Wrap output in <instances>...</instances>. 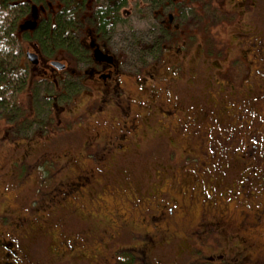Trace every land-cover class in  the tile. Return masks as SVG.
I'll list each match as a JSON object with an SVG mask.
<instances>
[{
	"label": "flooded vegetation",
	"instance_id": "1",
	"mask_svg": "<svg viewBox=\"0 0 264 264\" xmlns=\"http://www.w3.org/2000/svg\"><path fill=\"white\" fill-rule=\"evenodd\" d=\"M2 1L17 13L25 11L15 25L14 40L28 94L24 104L14 100L8 110L0 98V151L22 152L23 161L51 146V139L9 141L17 131H28L36 117L30 100L35 78L59 85V93L65 85L83 94L71 106L58 105L56 96H49L57 128L73 131L67 139L70 147L42 156L44 166L34 167L39 184L45 183L40 168L50 172L48 178L63 166L76 171L37 202L30 218L12 209L7 193H0V223H8L0 226V264H51L49 255L56 264H161V249L173 246L179 253L176 263L190 258L191 264H242L239 256L248 247L238 236L231 260L222 253L194 257L203 231L220 236L224 211H218L220 222L199 216L195 228H186L187 204L174 196L182 192L183 183L170 167L157 170L146 189L126 186L125 178L135 173L127 157L134 154L138 139L146 133L173 139L178 120L177 133L185 134L205 158H215L214 142L234 143L233 149L239 144L240 155L224 152L231 160L237 156L232 160L235 169H229L234 180L227 188L234 189L227 193L236 206L244 207L238 211L237 231L264 230V0H70L68 10L67 0ZM224 22L233 24L235 55L228 65L225 59L208 63L192 27L208 29ZM54 35L59 45L51 48ZM206 51L209 58L213 50ZM129 58L139 63L134 61L129 69ZM163 62L165 67L157 71ZM204 63L207 70L197 68ZM248 78L250 84L245 83ZM180 99L186 104L181 108L176 104ZM18 109L28 115L18 116ZM79 132L83 139L74 137ZM219 160L210 168L227 171ZM24 164L13 162L18 173ZM187 229L181 239L177 232ZM63 231L80 232L66 238ZM260 257L257 253L254 264H261Z\"/></svg>",
	"mask_w": 264,
	"mask_h": 264
},
{
	"label": "rangeland",
	"instance_id": "2",
	"mask_svg": "<svg viewBox=\"0 0 264 264\" xmlns=\"http://www.w3.org/2000/svg\"><path fill=\"white\" fill-rule=\"evenodd\" d=\"M232 26L233 24L230 25L229 23L224 22L221 26L208 27V29L192 27L194 34L199 36L197 42L199 45H202V54L204 55L203 57L205 61L209 63V61L218 62L225 59L224 65L229 64L233 55H235L233 47L236 46L232 43V41H230L232 39L231 34L234 33ZM211 43L221 45L219 47L222 48V51L219 54V51L213 50L210 55L208 54L210 57L207 58L206 50L210 48L208 44ZM224 45L227 46V49H224ZM134 61L135 60L129 58L126 67L130 69L133 68L135 62L137 64L139 63V60ZM164 64V62L159 64V66L155 69L157 71L163 69L165 67ZM153 66L154 65H151L150 68ZM143 67L144 65H137L136 69H141ZM201 67H203L204 70H207L205 63L203 66H197L199 69ZM37 78L38 79H34L33 87L30 89L31 106L34 112L33 117L36 116L33 119V124H30L28 131L24 133L17 131L15 134H12L9 141L13 143L14 140L29 139L32 137L33 139H36L38 143H41L42 141L45 142L51 139V146H49L47 150L40 151V155L33 154L32 158L25 156L23 161H19V159L23 156L22 152H5L4 148L0 151V193H7V198L13 203L12 209H15L26 218L31 217L32 209H35L38 206L37 202H43L45 201L47 195H51V192L54 187L57 186L58 181L64 180L65 176H70L71 173L76 171L75 168L63 166L60 171L61 173L56 172L55 176L48 178V174H50V172H48L47 169L40 168L39 174H42V177H45V183L39 184L37 181V179H39L38 170L34 172V167L37 164L44 166L42 156L47 158L50 153H53V155H56L57 153L61 154L64 149L69 148L70 145L67 144V139L71 138V134L73 132L72 131L70 134L65 130L57 128L56 121L53 119L52 112L50 111L52 99L49 96H56V103L58 105L67 104L71 106V100L74 97H81V94H83V91L80 93L75 92L74 87H72V89L71 86L69 87L65 85L60 87L59 93L57 90L59 85H49L43 82L41 77ZM247 82L250 84L251 81L249 78L248 81H245V83ZM27 89L28 87H26V83H24V87L12 95L13 100H16L17 104H24L25 96L28 94L26 93ZM76 93L79 94L76 95ZM57 94L59 96H57ZM180 105H186L183 104L182 99H180ZM17 115L25 116L28 115V113L25 112V110L21 111L18 109ZM2 124L4 125L6 123ZM17 125L19 127L25 126V124L21 125L19 123ZM173 126L176 128V133L173 135V139L162 137L153 138L150 133H146L144 135L147 137L142 138L143 136L141 135V139H138V143L141 144L140 150L131 156V169L135 172L136 178L137 176H144V179L147 177L150 178L151 176L156 177L157 168H162L163 165L170 167L173 171L172 173L176 177L175 179H179L183 183L182 192H179L178 194L175 193L174 196L183 201L184 204L185 202L187 204V209L185 210L186 228H195V223H197L199 216H204L213 222H220L218 220V211H224L222 222L223 231H220L219 233L221 237L213 231H203L206 233L202 235V245L197 246L200 250H197L194 257H197L199 254V257H202L203 254L206 256H213L217 253H222L225 256L224 259L231 260L236 257L234 243L238 236L246 241L248 247L245 254L239 256L241 263L254 264V261H256L254 258L257 253H261L259 260L261 264H264V239L261 238L264 230L261 229L259 233L252 231H237V222L239 220L238 211L244 210V207L240 205L236 206L235 198L229 197L230 194L227 193L228 191L234 190L232 188L228 190L227 188L231 187V184L229 183L234 180L235 172L232 173V170L229 169H235V167H232V164L234 163H232V160L235 161L236 154L232 155V152L231 160L224 154V152H231L234 150L240 155V151L236 150L239 147V144L237 143L236 148L233 149L234 143L230 146L227 145L226 142H214V147L217 151L215 152V158L212 157L211 159V155L209 154L211 152L208 151V149H205V151L208 155H210V157L205 158L196 151L192 142L185 134H181V131L177 133L179 128L178 120L174 122ZM149 130L150 129L148 128L144 129V131ZM166 133L169 134L168 131H166ZM80 134L81 132L76 133L74 137L83 139L84 135ZM71 149L74 150L78 148L71 147ZM16 159L19 163H27L22 165L19 173L18 170L15 169V165L13 166V162ZM216 159H220L216 163H218L220 167H227L225 168L227 171L222 170V172H220L218 169L210 168V163H214ZM202 162L205 163V166L201 165ZM198 167L201 168L199 171L197 169ZM152 168L153 175L151 174ZM21 169H23L22 172ZM51 169L53 170V168ZM204 170H208L206 174L203 172ZM171 176L172 174L169 173V177ZM150 183L152 184V177L149 181V184ZM222 193H226V199L221 198V195H223ZM259 193H261L260 195L263 194L262 191H259ZM126 196H129V193H127ZM120 198V194L116 195L117 200ZM100 203H102V201ZM32 204L34 205L33 208ZM88 221L93 222L91 219H88ZM7 224L8 223L5 224L2 222L0 223V226L4 227L3 225ZM92 225L93 228L98 227L94 222ZM189 229H187V231H183L184 233L182 231H178L177 235L183 239V234L190 232ZM77 232L80 231H63L62 234L67 238L70 236H76ZM129 240L130 237L128 233L125 244ZM180 243L181 242L178 241V244ZM44 248L46 249V245ZM220 250L222 251L217 252ZM161 252V264H188L190 261V258H188L177 263L174 262L175 256L179 254L178 251L175 254L174 246L171 249L164 247L161 249ZM48 259L51 264H56L53 262L56 258H52V256L49 255ZM215 259L217 260L218 258ZM191 260L194 262L197 258H192ZM156 264H158V260Z\"/></svg>",
	"mask_w": 264,
	"mask_h": 264
},
{
	"label": "trees",
	"instance_id": "3",
	"mask_svg": "<svg viewBox=\"0 0 264 264\" xmlns=\"http://www.w3.org/2000/svg\"><path fill=\"white\" fill-rule=\"evenodd\" d=\"M65 3H66L65 7L68 10V7L69 5L72 4V2L70 0H67L65 1ZM16 13L17 12L11 9L9 3L3 2V1L0 3V71L2 72L0 74V98L2 101V106H6L7 110L12 109L15 105L12 95H14V93H16L21 88H23L24 83H26V81H24L26 77V72L22 71V66H21V62L19 59L20 57L16 53L18 42L14 40L15 25L18 19L20 18V16L25 14V11L21 10L17 14ZM66 31H68V27L66 28ZM55 33H57V30L55 31ZM56 35L54 36L56 37ZM60 35H64V32H62ZM58 41H59L58 37H56V39L50 38L48 46L51 48H54L59 45ZM208 45L210 49L214 51H218L220 49L219 46H221L215 43H211ZM13 74H16V77H14ZM262 94L264 95V89L262 90ZM176 104L178 105V107L181 108L180 101L179 103H176ZM140 147H141V144L139 143L137 147L133 150V152L134 153L138 152L140 150ZM130 156L131 154L127 157L128 167H129V170L132 171L131 161L129 160ZM166 167L167 166L163 165L162 168L161 167L157 168V170L163 171L162 169ZM152 170L153 168L151 169V174L153 175ZM131 175L125 178V182L127 183L126 186L131 185L133 183L138 188L139 186H141L143 189L144 188L146 189L149 186L148 183L151 177H153L151 176L150 178L147 177L146 179H144V176H137L136 178L135 173H133L132 176ZM188 264H191V263L188 262ZM194 264H201V263H194ZM221 264H227V263L222 262Z\"/></svg>",
	"mask_w": 264,
	"mask_h": 264
},
{
	"label": "water",
	"instance_id": "4",
	"mask_svg": "<svg viewBox=\"0 0 264 264\" xmlns=\"http://www.w3.org/2000/svg\"><path fill=\"white\" fill-rule=\"evenodd\" d=\"M25 27H27V25H25Z\"/></svg>",
	"mask_w": 264,
	"mask_h": 264
}]
</instances>
